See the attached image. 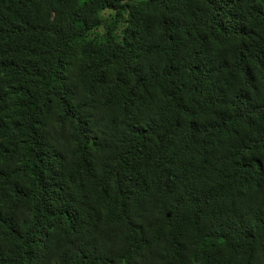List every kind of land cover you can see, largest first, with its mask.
I'll list each match as a JSON object with an SVG mask.
<instances>
[{
	"label": "trees",
	"instance_id": "trees-1",
	"mask_svg": "<svg viewBox=\"0 0 264 264\" xmlns=\"http://www.w3.org/2000/svg\"><path fill=\"white\" fill-rule=\"evenodd\" d=\"M0 264H264V0H0Z\"/></svg>",
	"mask_w": 264,
	"mask_h": 264
}]
</instances>
